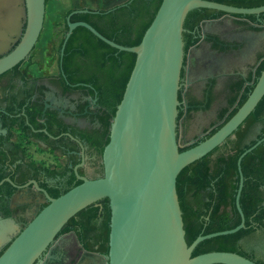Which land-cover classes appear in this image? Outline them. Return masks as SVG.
<instances>
[{
    "label": "water",
    "instance_id": "95a60500",
    "mask_svg": "<svg viewBox=\"0 0 264 264\" xmlns=\"http://www.w3.org/2000/svg\"><path fill=\"white\" fill-rule=\"evenodd\" d=\"M47 0H0V76L27 60L43 31ZM196 9L226 15L260 16L264 6L238 8L207 0H163L142 41L127 47L109 40L86 22L72 23L61 61L73 31L84 27L109 46L136 55L123 98L111 121L109 143L102 155V177L78 175L81 184L46 205L21 228L14 219H0L19 227L0 255V264H36L54 243L66 224L81 211L108 199L111 210L109 253L103 264H257L232 252H209L193 257L197 246L208 239L232 235L245 228L240 205L244 188L242 160L262 142L239 158L240 185L236 205L241 223L236 228L199 236L191 245L186 240L183 214L177 193V178L189 165L201 160L243 125L264 98V69L246 102L214 135L199 145L180 151L177 141L178 92L184 63V25ZM17 44V45H16ZM16 45L14 49L13 46ZM264 141V140H263ZM7 182L12 183L10 178ZM5 228L0 242L6 239ZM94 260V256L89 259ZM47 264V263H44Z\"/></svg>",
    "mask_w": 264,
    "mask_h": 264
},
{
    "label": "flooded vegetation",
    "instance_id": "af4514ba",
    "mask_svg": "<svg viewBox=\"0 0 264 264\" xmlns=\"http://www.w3.org/2000/svg\"><path fill=\"white\" fill-rule=\"evenodd\" d=\"M80 10L105 11L101 8ZM187 32L192 38L190 45L185 42L178 92L177 141L180 151L199 145L227 123L242 95L250 87H255L259 79L257 71L264 61V19L260 16L254 20L226 14L210 17L193 25ZM28 59L0 76V112H5L8 107L12 109L13 142L21 143L27 135L28 141L46 148L56 164L48 165L54 171L53 175L43 173L40 179H30L22 185L11 183L15 192L10 197L5 190L0 193V197L9 198L13 212L9 219L20 223L21 228L49 202L33 185L25 186L36 181L54 198L53 193L81 182L77 172L90 179L102 177L103 145L110 133V128L104 124L109 110L101 103L99 87L107 91L111 87L103 78L100 80L95 72L89 74L82 67L81 71L74 72V78L88 76V79L95 75L99 80H69L62 70L64 56L61 61V55L56 74L33 75L25 66ZM78 66L81 67L82 63H77ZM23 125L29 129L21 131ZM7 134L0 118V136ZM231 137L218 147L220 152L229 149ZM263 140L264 122H259L249 132L246 142H255L252 148L261 141L259 148L264 144ZM20 162L16 161L10 169L16 177L20 175L16 169ZM6 179L0 182V186L7 182ZM78 231L79 234L72 229L59 235L36 264H103L102 260L107 259L109 251H102L95 234L85 240L82 229ZM103 244L109 247V242ZM6 247H2L0 253ZM257 250L254 261L264 260V243ZM92 255L94 260L89 259Z\"/></svg>",
    "mask_w": 264,
    "mask_h": 264
},
{
    "label": "trees",
    "instance_id": "16d2710c",
    "mask_svg": "<svg viewBox=\"0 0 264 264\" xmlns=\"http://www.w3.org/2000/svg\"><path fill=\"white\" fill-rule=\"evenodd\" d=\"M49 1L47 0V3ZM162 1L130 0L125 5L105 11L72 15L70 21L72 23L86 22L109 40L123 46L134 47L141 43ZM207 1L238 8L264 6V0ZM73 11L70 10L67 13L66 24L67 17ZM224 14L210 9L191 11L184 25V43L187 42V45H190L192 36L187 30L189 31L193 25L199 24L203 19ZM246 17L254 20L257 16ZM260 17L264 19V14H261ZM135 61V54L119 51L98 39L86 28L78 27L73 31L66 44L62 70L71 81L99 80L95 75L93 78L89 76L88 79V76L74 78V72L81 71V68L84 67L86 72L89 74L95 72L100 80L103 78L111 87L109 91L99 87L101 103L106 110H109L104 124L110 128L111 120L123 98ZM79 62L82 63L81 67H77ZM263 69L264 61L257 71L258 78ZM253 89L254 86L250 87L242 95L237 108L232 111L227 122L246 102ZM5 112H0L3 128L8 131L7 136H0V182L5 178H10L12 182L22 185L30 179H40L43 173L53 175L54 171L29 158L23 146V141L30 142L26 137L27 135L21 143H15L11 140L15 131V125L10 117L12 109L8 107ZM259 122H264V98L245 123L234 133L233 138L229 139L227 151L220 152L218 148L183 169L179 174L177 193L188 245H191L201 235L231 230L240 225L241 215L236 205L240 185L238 161L242 154L255 144V142L247 144L246 139L253 126ZM20 129L25 131L29 128L23 125ZM109 135L110 133H108L103 146L109 143ZM103 146H101V150ZM18 160L21 162L16 169L20 175L16 177L10 169ZM241 166L244 175V188L240 205L246 218L245 228L232 235L219 236L201 242L195 249L193 257L215 251L232 252L254 261L258 246L264 243V144L246 155ZM79 184L81 182L66 188L62 192L53 193L54 198H58ZM2 190L6 191L8 197L15 192V188L9 182H4L0 186V193ZM0 201H2L0 202V218L9 219L13 214L10 209L9 198L0 197ZM99 221L100 224H98ZM110 221L109 200L104 199L78 213L66 224L59 235L72 229L79 234L78 229L81 228L85 240L92 238L91 234H95L96 238H94L101 243L102 251L108 253L109 247H104L103 242H109ZM254 262L264 264V260L260 258Z\"/></svg>",
    "mask_w": 264,
    "mask_h": 264
},
{
    "label": "rangeland",
    "instance_id": "374dc122",
    "mask_svg": "<svg viewBox=\"0 0 264 264\" xmlns=\"http://www.w3.org/2000/svg\"><path fill=\"white\" fill-rule=\"evenodd\" d=\"M128 0H50L46 7L45 23L40 39L31 53L25 66L33 75L56 74L58 71V61L68 33L66 16L70 10L99 8L106 10L121 5ZM23 146L31 160L45 167L54 166L56 160L48 155L47 149L42 145L26 143ZM4 224H9L4 223ZM16 229V228H15ZM14 229V230H15ZM13 230V231H14ZM8 239L13 236L7 234ZM6 235V236H7ZM7 238V237H6ZM5 239L2 244L8 242Z\"/></svg>",
    "mask_w": 264,
    "mask_h": 264
},
{
    "label": "crops",
    "instance_id": "0c3cea01",
    "mask_svg": "<svg viewBox=\"0 0 264 264\" xmlns=\"http://www.w3.org/2000/svg\"><path fill=\"white\" fill-rule=\"evenodd\" d=\"M4 228H5L6 232L9 233L10 236L13 235V236L11 237V239L14 238L15 235H16V234L18 233V231H19V227H18V226H16V229H15V228H12L10 224H8V225H7V224H4V225L0 224V231H1V229L3 230ZM14 229H15V230H14ZM13 230H14V231H13ZM8 233H7V234H8ZM6 237H7L6 239H8L9 236L7 235ZM11 239L9 238V239L7 240L8 242H6L5 245L2 244L3 241L0 242V249H1L2 247L7 246Z\"/></svg>",
    "mask_w": 264,
    "mask_h": 264
}]
</instances>
